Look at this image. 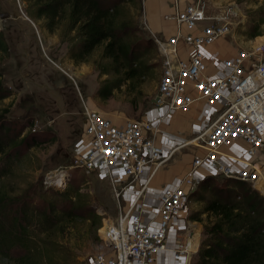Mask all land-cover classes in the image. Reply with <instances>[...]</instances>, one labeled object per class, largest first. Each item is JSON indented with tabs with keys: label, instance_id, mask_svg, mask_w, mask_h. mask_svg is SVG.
<instances>
[{
	"label": "rangeland",
	"instance_id": "obj_1",
	"mask_svg": "<svg viewBox=\"0 0 264 264\" xmlns=\"http://www.w3.org/2000/svg\"><path fill=\"white\" fill-rule=\"evenodd\" d=\"M116 1L104 0L106 3ZM204 1L208 16L227 17L230 24V33L218 38L227 41L221 55L227 54L228 50L233 53L237 47L264 37V22L257 29L260 34L251 36L255 29L252 23L260 15L258 11L264 8V0ZM164 2L172 11L161 17L173 20L165 16L173 13L172 3L170 0ZM28 3V0H0V32L9 46L7 56L0 54V74L4 88L11 91L0 100V114L8 111L5 124L0 126V137H7L14 144L0 154V192H5L6 197L1 204L3 210L0 208V232L11 234L15 229L11 214L20 209L22 202L31 200L26 211L29 215L32 213L29 220L21 221L28 231L25 236H19L22 241L0 245V264H89L95 254L107 253V246L99 237L100 230L105 227L104 222L109 224L115 219L117 205L105 177L76 166L78 155L83 152L79 147L85 138V106L97 110L117 125L133 120L156 122L161 110L155 103L161 57L152 35L166 40L175 33L176 25L172 34L152 32L146 21V0H127L118 6V20L131 24L135 30L130 40L135 42L133 58L141 76L136 82H122L106 100H102L97 95L100 85L105 80L121 77L115 73H100L105 63L101 60L103 44L88 54L84 62L75 63L68 57L70 37H62L61 28L50 31L44 26L43 19L33 18L27 12ZM188 112H180L170 119V129H177L180 134L158 133V139L171 138L179 143L170 136L180 135L184 140L191 138L189 124L198 117V108L192 114ZM164 122L160 125L162 129ZM236 143L231 151L242 156L245 146L241 140ZM203 153L199 146H185L160 166L158 175L163 176H160L162 181L171 180L174 175L183 176L192 155ZM255 162L259 165L258 182L235 186L237 195L243 194L248 186L264 197V148L258 152ZM227 180L213 174L209 187L222 188ZM199 197L189 198L184 210L191 222L190 229L196 232L182 238L179 237L182 232L175 235L176 240L183 239L186 243H194L197 236L198 247V241L200 244L204 237L203 223L208 219L204 213L199 216L201 221L189 217L202 211L205 203ZM84 205L86 207L82 208ZM89 210L99 215V227H96L97 217ZM19 232L23 231L17 234ZM197 246L194 252L191 248L181 257V264L187 260L188 264H194ZM170 252L165 251L163 255L168 261L161 260L160 264H171L176 260Z\"/></svg>",
	"mask_w": 264,
	"mask_h": 264
},
{
	"label": "built area",
	"instance_id": "obj_2",
	"mask_svg": "<svg viewBox=\"0 0 264 264\" xmlns=\"http://www.w3.org/2000/svg\"><path fill=\"white\" fill-rule=\"evenodd\" d=\"M170 1L173 13L165 16L174 20L175 33L166 40L152 35L161 57L155 100L161 110L156 122L146 119L117 125L85 106L83 152L76 166L105 177L117 205L115 219L99 236L108 252L95 254L89 264H160L165 251H172L181 262L189 253L190 241L174 238L170 242L169 232L174 225L182 232L179 237L196 232L183 212L201 181L213 174L253 184L259 180L255 159L264 148V37L237 47L221 61L220 73L209 75L205 47L230 33L227 17L208 16L204 0ZM203 21L209 22L200 26ZM197 100L216 109L189 144L180 135L170 136L180 141L172 146L159 140L158 133L171 135L160 127L168 116L190 111ZM238 140L245 146L242 156L231 151ZM191 145L201 147L203 155L193 154L187 173L162 188L153 213L141 207L140 196L154 173L179 149ZM204 168L211 174H204ZM144 176L140 192L125 205L126 186Z\"/></svg>",
	"mask_w": 264,
	"mask_h": 264
},
{
	"label": "trees",
	"instance_id": "obj_3",
	"mask_svg": "<svg viewBox=\"0 0 264 264\" xmlns=\"http://www.w3.org/2000/svg\"><path fill=\"white\" fill-rule=\"evenodd\" d=\"M28 1L27 12L33 18L43 19L44 26L50 31L61 28L62 37H70L68 57L75 63L84 62L88 54L103 44L101 60H105V63L100 73H115L121 77L105 80L100 85L97 95L102 100H106L122 82H136L140 79L141 73L133 58L135 42L130 40L135 35L134 27L118 20V6L127 0L113 3H106L104 0ZM258 12L260 15L254 18L252 25L255 29L251 36L260 34L257 29L264 22V8ZM0 54H9V46L2 32ZM10 94L11 91L4 88L0 74V100ZM7 112L4 110L0 114L2 127ZM13 145L9 138L0 137V154ZM210 179L212 176L204 178L197 190L189 196L193 198L200 195L199 200L205 203L202 211L191 214L189 219L201 221L199 216L202 213L208 219L203 223L204 237L199 244L194 264H264V197L248 186L243 194L237 195L235 186H246L243 181L228 179L226 186L216 188L209 187ZM5 199V192L1 191L2 210L1 204ZM29 202H22L20 209L11 214L15 229L11 234L0 232V245L13 243L15 240L22 241L19 236H25L28 231H25L27 226L21 221L29 220L32 216V213L29 215L26 211ZM85 207L86 205L82 208ZM89 213L97 217L96 227H99V215L93 210H89ZM20 230L23 232L17 234Z\"/></svg>",
	"mask_w": 264,
	"mask_h": 264
},
{
	"label": "crops",
	"instance_id": "obj_4",
	"mask_svg": "<svg viewBox=\"0 0 264 264\" xmlns=\"http://www.w3.org/2000/svg\"><path fill=\"white\" fill-rule=\"evenodd\" d=\"M163 3L164 0H146V11L148 13V16L146 14V21L149 26V29L152 32H164L166 34H172L175 30V22L173 20H164L162 19L161 15L164 13H170L172 11L171 7L165 6ZM164 5V6H163ZM224 43H227L226 40L224 39H217L215 42H213L211 45L205 47V52H206V57H207V73L209 75H215L219 74L220 71L222 70L221 67V61L224 58L232 56L235 51L232 53V51L228 50L227 54H220L222 50V46ZM217 68V70H214ZM196 94V92H195ZM198 108V117L196 119H192L191 123L189 124V135L194 134L197 132L199 129H201L204 124L206 123L210 113L214 112L216 107H210L205 104L202 100H197L190 111L188 112L189 114L193 113V110L195 108ZM178 111L173 112L171 115L168 116V120L166 123L164 122L163 128L169 133H178L180 134L181 132L178 131L177 129H170V119L172 120L175 115H178ZM188 114V115H189ZM179 127L183 128L180 124H178ZM176 126V125H174ZM188 126V124H187ZM186 126V128H187ZM186 132V131H184ZM171 140L170 142H168ZM164 142L167 146H172L175 144V141L173 139H166ZM84 148V146L82 145ZM80 149V147H79ZM160 171V168L154 173V175L151 177L149 180L145 190L143 191V194L140 196V205L144 209H149L151 213H153L159 204V195L161 193L162 188L167 185L168 183H171L172 180L175 177H179L180 175H174L172 176L168 181H162L161 177L162 175H158V172ZM204 174L208 175L211 174L207 168H204L203 170ZM161 176V177H160ZM147 176L142 177L141 179L130 183L128 186H126L125 190L123 191L122 198L123 202L125 205H128L140 192L142 186L144 185L146 181ZM183 215L185 216L184 212ZM191 226V223L189 224ZM197 229V226H194ZM178 233V230L176 226L174 225L169 232V240L170 242L173 241L175 238V235ZM198 241V240H197ZM199 245V241H198ZM198 247V246H197ZM171 264H181V262L176 259L174 262Z\"/></svg>",
	"mask_w": 264,
	"mask_h": 264
},
{
	"label": "bare ground",
	"instance_id": "obj_5",
	"mask_svg": "<svg viewBox=\"0 0 264 264\" xmlns=\"http://www.w3.org/2000/svg\"><path fill=\"white\" fill-rule=\"evenodd\" d=\"M261 38H262V37H261ZM261 38H257V40H259V39H261ZM188 140H189V139H188ZM188 140H184V141L186 142L185 145H186V144H189ZM104 223H105V227L101 228L100 232H104L105 229H106V227H107V223H106V222H104ZM195 235H196V234H195ZM196 239H197V236H196ZM196 239H195V242H194V243H192V241H190L189 248L187 249L188 251H190L191 248H193V249H192L193 252L196 250V246H197ZM191 240H192V239H191ZM106 246H108V245L106 244ZM107 252H108V249H107ZM185 252H186V251H185ZM177 259H179V258H177Z\"/></svg>",
	"mask_w": 264,
	"mask_h": 264
}]
</instances>
